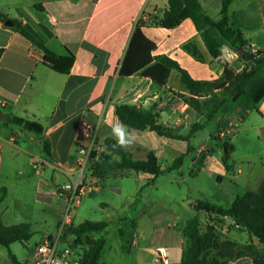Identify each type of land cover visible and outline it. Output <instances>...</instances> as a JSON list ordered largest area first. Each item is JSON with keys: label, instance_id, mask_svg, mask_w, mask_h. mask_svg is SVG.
Wrapping results in <instances>:
<instances>
[{"label": "crops", "instance_id": "obj_1", "mask_svg": "<svg viewBox=\"0 0 264 264\" xmlns=\"http://www.w3.org/2000/svg\"><path fill=\"white\" fill-rule=\"evenodd\" d=\"M222 1L199 0L213 19L219 18ZM166 8V0H0V12L6 14L8 19L19 21L53 53L66 55L71 52L74 56L67 74L54 72L42 63L39 49L0 21V48L3 49L0 57V116L12 113L41 123L42 137L49 142L50 155L48 158L43 156L38 140L36 151L53 167L71 164L77 145H95L100 149L104 139L112 137L137 159H144L146 152L152 150L164 170L172 163L162 167L160 158L173 162L176 156L185 152L186 141L158 136L149 130L125 127L117 120L115 105L126 103L141 111L158 112L159 120L165 126L177 129L181 134H185L191 124L201 122L202 118L188 107L185 101L188 92L181 84L177 70L169 71L163 85L143 76L141 72L145 67L127 76L119 75V67L135 25L142 19L141 31L155 45L150 52L152 56H168L192 78L209 80L218 77L222 71L189 19H184L173 28L160 24ZM239 10L258 17L256 29L242 30L241 33L247 45L253 43L264 52V0H228V14ZM189 41H194L201 53V61L183 50L182 45ZM221 52L222 60L232 59L233 51L226 46L221 48ZM225 112L224 108L212 121L216 129L221 127L224 130L219 135L220 140L228 141L233 146L230 169L226 170L223 166L222 150L218 152L220 160L211 157L204 142L200 143L197 152L205 159L210 155L208 170L212 176H216L209 202L228 208L236 196L256 190L264 180V97L254 107L245 108L240 115L236 112L238 117ZM82 124H88L90 131L79 133L78 127ZM240 150L244 154L241 155ZM193 205L180 198L179 203H174L171 208L172 224H168V227L172 229L168 230L167 235L173 237L177 252L167 250L162 245H153L149 250L127 249L121 255L101 236L105 244L99 264H154L152 260L157 247L165 249L168 264H177L183 245L181 230L185 221L193 215L190 211L194 209ZM141 210L145 222H157L158 227L153 228L157 236L165 234V228L159 224L166 216L159 210L151 209L150 205L142 206ZM134 236L139 237L137 233ZM237 242L243 243L245 240ZM132 243L137 245L136 241ZM18 260L25 264V261ZM226 264L255 263L250 257L242 256Z\"/></svg>", "mask_w": 264, "mask_h": 264}, {"label": "trees", "instance_id": "obj_2", "mask_svg": "<svg viewBox=\"0 0 264 264\" xmlns=\"http://www.w3.org/2000/svg\"><path fill=\"white\" fill-rule=\"evenodd\" d=\"M165 9L160 24L166 28H173L184 19H189L195 30L199 32L201 40L210 54L216 59L222 71L216 78L201 80L192 78L175 60L164 54L152 56L150 52L155 45L148 40L141 31L142 19H139L125 56L119 67V75L127 76L142 70L141 74L152 79L155 83L163 85L171 69L179 72L181 84L188 92V107L202 118L201 122L191 124L185 134L177 129L165 126L159 120L158 112L141 111L136 106L126 103L115 105V115L119 123L129 129L149 130L158 136L186 141L184 153L176 156L170 166L164 170L158 164L157 156L152 150L146 152L144 159L133 157L131 151L112 137H106L102 147L92 151V157L97 161L92 163L90 176L97 181L114 176H125L130 172L147 173L152 179L164 171L174 170L181 166L183 157L191 151L190 139L208 122L217 118L229 103H236L244 97L254 107L264 97V76L257 77L256 72L264 66V52L257 50L252 54L242 37V30H254L259 25L258 17L249 16L247 12L239 10L227 13L228 0L222 1L219 18L213 19L202 7L199 0H166ZM8 16L0 12V21ZM11 29L27 39L34 47L41 51L42 63L52 71L67 74L73 63V53L57 55L49 50L40 40L28 32L19 21L12 19ZM226 46L229 50L238 53L239 58L248 60L251 66L248 70L233 72L224 59H221V48ZM247 47V48H246ZM182 48L195 60L201 61L202 56L194 41L182 45ZM3 49L0 48V57ZM6 123L20 127L23 131L35 135L38 139L41 152L45 158L50 155L49 142L42 137L43 126L36 120L27 119L12 113H3L1 116ZM217 140L216 145L222 150V162L226 170L232 165L231 153L233 146L228 141H221L219 135L211 134ZM195 213L189 217L181 230L183 245L180 260L177 264H226L229 261L248 256L255 264H264V180L256 190L238 195L228 208L216 206L206 200H197L194 205ZM208 216V222L202 231L200 228L199 213ZM224 219H230L232 225L245 231L249 242H236L220 234V227ZM108 222L84 220L69 227L74 234L75 244L86 233L100 232L105 229ZM32 235L31 224L28 222L5 225L0 220V246L7 249L10 264H22L11 252L10 244L27 241ZM253 239L257 241L254 245ZM105 244L103 237L86 242L80 264H99L100 253Z\"/></svg>", "mask_w": 264, "mask_h": 264}, {"label": "rangeland", "instance_id": "obj_3", "mask_svg": "<svg viewBox=\"0 0 264 264\" xmlns=\"http://www.w3.org/2000/svg\"><path fill=\"white\" fill-rule=\"evenodd\" d=\"M247 50L251 52L249 48ZM226 62L235 73L248 70L251 66L248 60H242L239 55ZM256 76H264V66L257 70ZM248 106L247 100L241 97L238 102L225 106V114L230 112L236 115L238 112L240 115ZM210 134L217 135L213 121L208 122L197 137L190 140L192 150L183 157L182 164L177 169L164 171L153 179L147 174L131 172L130 175L108 177L96 182L98 190L87 191L81 197L74 211L72 225L84 220H105L108 225L100 234L92 232L80 237L78 245L81 250L85 249L86 242L103 236L107 244L121 255L127 249L149 250L153 245H162L167 250L174 249L177 252V248L173 246V237L167 235L168 230L172 229L168 224H172L170 217L173 204H178L180 198L192 203L197 200L210 201L209 195L216 184V176L209 173L207 161L210 155L220 160L218 152L221 148L216 145L219 143L217 140L210 138ZM37 140L31 133L6 123L0 117V220L5 225L21 222L31 224L32 235L27 241L10 244L11 252L22 261L31 257L32 249L43 237V233H52L56 227V220L63 206V200L57 193L60 184L67 179L64 170L70 165L60 168L49 165L36 151ZM203 142L210 151L208 159L197 152ZM240 154H244V151L240 150ZM159 163L166 167L172 161L167 162L160 158ZM91 179L94 180L89 174L88 181ZM144 205H150L151 209L159 210L166 216L159 224L165 228V234L157 236V231H153V228L158 227L157 222H145L141 210ZM190 211L195 213L194 209ZM199 216L200 228L203 231L208 216L204 212ZM219 232L222 236L228 234L226 237L236 242L250 241L246 232L232 225L230 219H224ZM134 233L139 237L136 238ZM133 241H136V246ZM253 243L257 246L255 239ZM0 264H9L8 252L3 246H0Z\"/></svg>", "mask_w": 264, "mask_h": 264}, {"label": "built area", "instance_id": "obj_4", "mask_svg": "<svg viewBox=\"0 0 264 264\" xmlns=\"http://www.w3.org/2000/svg\"><path fill=\"white\" fill-rule=\"evenodd\" d=\"M249 50L255 54L258 50L253 43H249ZM237 56L238 52H232ZM88 124L78 127L81 134L90 131ZM223 128L217 129V134L223 133ZM75 156L68 168L64 170L67 175L65 182L60 184L59 195L64 205L57 218L56 227L52 233L44 235L32 249V255L26 258L25 264H80L83 251L78 244H74L76 237L69 232L73 223L75 208L80 203L85 192L97 189L94 178L88 181L92 163L97 161V156L92 157V151L99 150L95 145L81 146L75 148ZM2 174V158L0 154V179ZM90 178V177H89ZM154 264H168V258L163 247L154 250Z\"/></svg>", "mask_w": 264, "mask_h": 264}, {"label": "water", "instance_id": "obj_5", "mask_svg": "<svg viewBox=\"0 0 264 264\" xmlns=\"http://www.w3.org/2000/svg\"><path fill=\"white\" fill-rule=\"evenodd\" d=\"M4 24L7 25V26H12L13 25V22L10 19H6L4 21ZM238 53L241 54V55H243L244 54V50H238Z\"/></svg>", "mask_w": 264, "mask_h": 264}]
</instances>
